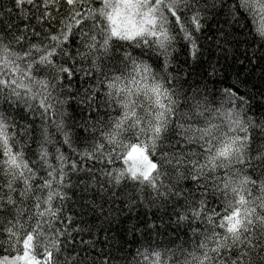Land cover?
Returning a JSON list of instances; mask_svg holds the SVG:
<instances>
[{
  "label": "snow or ice",
  "instance_id": "6c2138e0",
  "mask_svg": "<svg viewBox=\"0 0 264 264\" xmlns=\"http://www.w3.org/2000/svg\"><path fill=\"white\" fill-rule=\"evenodd\" d=\"M0 264H264V0H0Z\"/></svg>",
  "mask_w": 264,
  "mask_h": 264
}]
</instances>
